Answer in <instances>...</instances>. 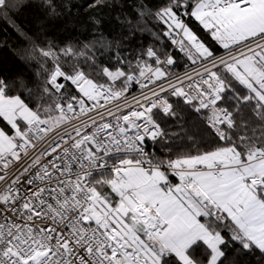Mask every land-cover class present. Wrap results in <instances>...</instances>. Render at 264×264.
<instances>
[{
  "label": "snow or ice",
  "instance_id": "obj_1",
  "mask_svg": "<svg viewBox=\"0 0 264 264\" xmlns=\"http://www.w3.org/2000/svg\"><path fill=\"white\" fill-rule=\"evenodd\" d=\"M21 6L0 0V21L29 40L24 59L43 58L40 102L0 78V264H264V0H139L160 29L141 30L164 50L117 51L100 78L85 70L88 44L38 48L13 19ZM40 6L52 19L71 12ZM95 44L110 47L102 34ZM178 110L199 142L164 126Z\"/></svg>",
  "mask_w": 264,
  "mask_h": 264
},
{
  "label": "trees",
  "instance_id": "obj_2",
  "mask_svg": "<svg viewBox=\"0 0 264 264\" xmlns=\"http://www.w3.org/2000/svg\"><path fill=\"white\" fill-rule=\"evenodd\" d=\"M58 9L63 10L64 5H71V12H65L59 18H48L40 6L41 0H21L19 13L13 16L16 24L36 41L39 47L46 45L49 41L58 47H63L68 43L82 48L88 44L91 52L95 54L96 64L92 67H86V71L94 78H100L101 68L110 62H114V54L120 51L123 55L132 57L138 54L143 48L154 45L164 50L166 41L156 42L151 32L142 31L145 25L152 31H159L158 27H153L155 21L142 19L135 11V6L139 0H107L106 5L89 7L94 0H55ZM147 2V0H146ZM92 17L101 19L100 31H96V26L92 23ZM130 21V24L128 23ZM192 28L198 35L206 40L212 47L217 48L215 42L211 41L207 33L199 26L198 22L189 21ZM106 37L110 44L108 48H101L95 41L99 35ZM7 46L0 47V78H6L13 88V94L24 93L25 88L21 87V81L27 85V89L33 92L34 102L39 101V61L43 59L39 50L35 52L37 59H24L23 49L31 50L29 40L20 35L16 28L9 23L0 21V43L5 42ZM116 42L120 43L117 49ZM94 45V46H93ZM171 52V47L168 48ZM222 50L218 49V54ZM177 53V66L172 67L173 73H178L187 67L183 54ZM19 53V54H17ZM83 58H81L82 60ZM74 63V62H73ZM71 67V64H67ZM164 126L169 132H180V125L188 130L197 142L200 140V130L196 126L195 117H190L184 112H179L178 118H164ZM6 122L0 118V125L4 127ZM177 143L190 144L191 141H177ZM153 150V149H149ZM158 155H163L160 146L154 149ZM231 257V252L229 253ZM239 264H258L257 256H244L237 258Z\"/></svg>",
  "mask_w": 264,
  "mask_h": 264
},
{
  "label": "built area",
  "instance_id": "obj_3",
  "mask_svg": "<svg viewBox=\"0 0 264 264\" xmlns=\"http://www.w3.org/2000/svg\"><path fill=\"white\" fill-rule=\"evenodd\" d=\"M173 51H178V50L175 49L174 47H171V52H173ZM189 70H190L189 68H186V69H184V70H182V71H180L178 73H174V74H176V75H183L185 71H189ZM134 91L136 92V94H138V91L139 90L138 89H134ZM74 123H78V122H74ZM69 130H70V128H69ZM46 143H47L46 141L44 143H41L40 146H39V148H43ZM37 151H39V149Z\"/></svg>",
  "mask_w": 264,
  "mask_h": 264
},
{
  "label": "rangeland",
  "instance_id": "obj_4",
  "mask_svg": "<svg viewBox=\"0 0 264 264\" xmlns=\"http://www.w3.org/2000/svg\"><path fill=\"white\" fill-rule=\"evenodd\" d=\"M0 127H2V126L0 125Z\"/></svg>",
  "mask_w": 264,
  "mask_h": 264
}]
</instances>
